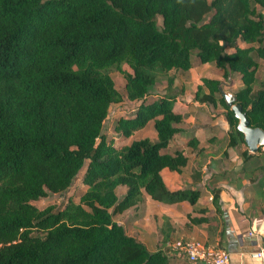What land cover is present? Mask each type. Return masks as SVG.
<instances>
[{
    "label": "trees",
    "instance_id": "1",
    "mask_svg": "<svg viewBox=\"0 0 264 264\" xmlns=\"http://www.w3.org/2000/svg\"><path fill=\"white\" fill-rule=\"evenodd\" d=\"M193 63L222 70L220 80L202 77L194 98L223 107L228 145L244 143L218 91L228 77H239L232 92L249 125L264 130V0H0V264H168L113 216L145 193L196 202L197 190L171 192L160 175L187 162L181 148L165 149L183 120L173 83ZM160 78L164 91L147 99ZM124 98L134 111L108 137L104 121ZM149 120L156 141L121 142ZM184 144L201 150L195 137ZM79 173L86 188L77 201L33 203L66 191ZM219 192L211 190L217 213ZM188 216L187 227L205 220Z\"/></svg>",
    "mask_w": 264,
    "mask_h": 264
},
{
    "label": "crops",
    "instance_id": "2",
    "mask_svg": "<svg viewBox=\"0 0 264 264\" xmlns=\"http://www.w3.org/2000/svg\"><path fill=\"white\" fill-rule=\"evenodd\" d=\"M221 74L222 70L211 63H193L188 71L177 74L173 83L176 92L173 110L180 113L183 120L177 124L180 130L170 139L165 151L181 148L187 162L180 171L162 168L160 175L171 192L197 190L196 202L162 203L145 193L139 206L113 216L125 232L142 242L147 250H161L168 264H205L189 262L173 247L178 239L225 248L234 264H260L255 251L264 240V146L244 158L245 149L251 153L245 143L228 145L229 125L223 107L194 98L202 77L220 80ZM164 86L158 93L164 91ZM153 96L155 94L151 93L147 99ZM143 137L156 141L153 120L121 142ZM186 137H195L201 150L192 152L185 146ZM213 188L220 189V213L215 211L212 202ZM125 189L124 185L117 186L119 198ZM188 215L205 220L187 227Z\"/></svg>",
    "mask_w": 264,
    "mask_h": 264
},
{
    "label": "rangeland",
    "instance_id": "3",
    "mask_svg": "<svg viewBox=\"0 0 264 264\" xmlns=\"http://www.w3.org/2000/svg\"><path fill=\"white\" fill-rule=\"evenodd\" d=\"M194 51L191 54V60H194ZM126 69L128 67L124 66ZM108 73L113 77L115 81L116 88L121 92L124 93V79L120 72L115 70L114 68H110L108 70ZM257 78L259 80H264V64H260L258 71H257ZM165 84L164 78L158 79L155 86L152 88V93L161 91V87ZM240 85V80L238 76H234V79L232 80V84L230 87H227L230 91H235ZM257 83L254 87H257ZM135 108V102H130L127 99H123L121 102L112 104L109 109V114L106 120L103 124V131L104 133L110 137L113 136L114 133L112 131V125L114 124V121L119 116H125L129 115ZM80 174L79 173L73 180L72 185L64 192L59 194H52L48 193L45 197L33 201L34 204H36L38 207H43L48 204H53L56 206H60L62 203H64L67 199H72L74 201H77L78 196L84 191L85 187L83 186L81 180H80Z\"/></svg>",
    "mask_w": 264,
    "mask_h": 264
},
{
    "label": "built area",
    "instance_id": "4",
    "mask_svg": "<svg viewBox=\"0 0 264 264\" xmlns=\"http://www.w3.org/2000/svg\"><path fill=\"white\" fill-rule=\"evenodd\" d=\"M173 247L180 251L191 263L202 261L205 264H234L230 259L229 252L222 247L182 239L174 241ZM255 255L260 259V264H264V240L262 245L255 251Z\"/></svg>",
    "mask_w": 264,
    "mask_h": 264
},
{
    "label": "water",
    "instance_id": "5",
    "mask_svg": "<svg viewBox=\"0 0 264 264\" xmlns=\"http://www.w3.org/2000/svg\"><path fill=\"white\" fill-rule=\"evenodd\" d=\"M230 85V77L226 81H221L218 84L219 94L237 118L236 129L243 134V140L248 150L251 153H256L260 147L264 146V130L260 127H251L249 125V121L242 111V106L236 101L235 93L225 88Z\"/></svg>",
    "mask_w": 264,
    "mask_h": 264
}]
</instances>
